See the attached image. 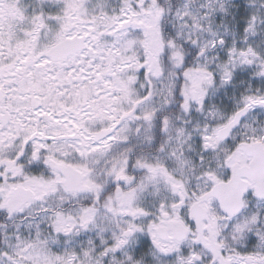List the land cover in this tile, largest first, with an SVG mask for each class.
Here are the masks:
<instances>
[{
	"label": "snow or ice",
	"instance_id": "1",
	"mask_svg": "<svg viewBox=\"0 0 264 264\" xmlns=\"http://www.w3.org/2000/svg\"><path fill=\"white\" fill-rule=\"evenodd\" d=\"M0 264H264V0H0Z\"/></svg>",
	"mask_w": 264,
	"mask_h": 264
}]
</instances>
